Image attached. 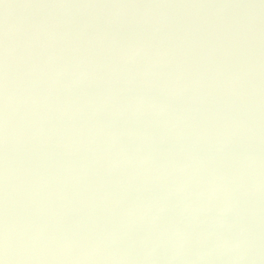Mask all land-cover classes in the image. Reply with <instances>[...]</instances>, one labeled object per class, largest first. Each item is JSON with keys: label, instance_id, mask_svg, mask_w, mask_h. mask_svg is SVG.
<instances>
[{"label": "water", "instance_id": "95a60500", "mask_svg": "<svg viewBox=\"0 0 264 264\" xmlns=\"http://www.w3.org/2000/svg\"><path fill=\"white\" fill-rule=\"evenodd\" d=\"M0 260L264 264V0H0Z\"/></svg>", "mask_w": 264, "mask_h": 264}, {"label": "snow or ice", "instance_id": "6c2138e0", "mask_svg": "<svg viewBox=\"0 0 264 264\" xmlns=\"http://www.w3.org/2000/svg\"><path fill=\"white\" fill-rule=\"evenodd\" d=\"M0 264H6L4 260H0Z\"/></svg>", "mask_w": 264, "mask_h": 264}]
</instances>
